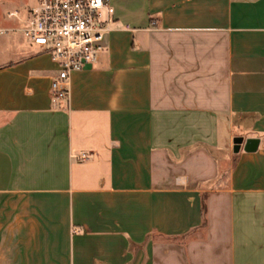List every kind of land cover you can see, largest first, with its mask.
<instances>
[{"label": "crops", "instance_id": "crops-1", "mask_svg": "<svg viewBox=\"0 0 264 264\" xmlns=\"http://www.w3.org/2000/svg\"><path fill=\"white\" fill-rule=\"evenodd\" d=\"M109 1L59 104L0 25V264H264V0Z\"/></svg>", "mask_w": 264, "mask_h": 264}, {"label": "built area", "instance_id": "built-area-1", "mask_svg": "<svg viewBox=\"0 0 264 264\" xmlns=\"http://www.w3.org/2000/svg\"><path fill=\"white\" fill-rule=\"evenodd\" d=\"M113 16L109 0H39L31 8L8 14L22 24L25 38L58 66L53 103L68 100L72 73L94 66L107 50Z\"/></svg>", "mask_w": 264, "mask_h": 264}, {"label": "rangeland", "instance_id": "rangeland-1", "mask_svg": "<svg viewBox=\"0 0 264 264\" xmlns=\"http://www.w3.org/2000/svg\"><path fill=\"white\" fill-rule=\"evenodd\" d=\"M36 2L37 0H0V25L12 26L16 23V20L9 18L8 14L15 11H24L26 8L33 7Z\"/></svg>", "mask_w": 264, "mask_h": 264}, {"label": "water", "instance_id": "water-1", "mask_svg": "<svg viewBox=\"0 0 264 264\" xmlns=\"http://www.w3.org/2000/svg\"><path fill=\"white\" fill-rule=\"evenodd\" d=\"M243 141L244 140L242 138L236 140L235 144H236L238 150H240V148L243 144ZM259 144H260L259 139H248V140H246V142L244 144V150L247 152H254L258 149Z\"/></svg>", "mask_w": 264, "mask_h": 264}]
</instances>
